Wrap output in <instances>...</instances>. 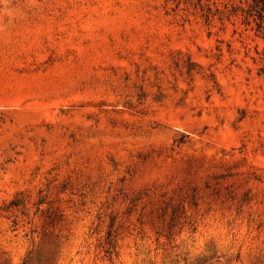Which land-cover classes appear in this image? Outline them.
<instances>
[{
	"label": "rangeland",
	"instance_id": "obj_1",
	"mask_svg": "<svg viewBox=\"0 0 264 264\" xmlns=\"http://www.w3.org/2000/svg\"><path fill=\"white\" fill-rule=\"evenodd\" d=\"M252 3L0 0V264H264Z\"/></svg>",
	"mask_w": 264,
	"mask_h": 264
},
{
	"label": "trees",
	"instance_id": "obj_2",
	"mask_svg": "<svg viewBox=\"0 0 264 264\" xmlns=\"http://www.w3.org/2000/svg\"><path fill=\"white\" fill-rule=\"evenodd\" d=\"M252 1V8L243 13L244 22L249 24L253 21L256 25V30L264 35V0Z\"/></svg>",
	"mask_w": 264,
	"mask_h": 264
}]
</instances>
